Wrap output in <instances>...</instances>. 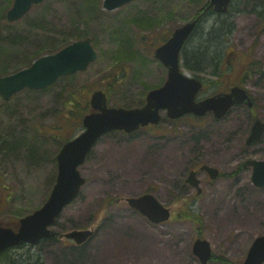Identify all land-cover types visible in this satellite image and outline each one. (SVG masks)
<instances>
[{"label": "rangeland", "instance_id": "1", "mask_svg": "<svg viewBox=\"0 0 264 264\" xmlns=\"http://www.w3.org/2000/svg\"><path fill=\"white\" fill-rule=\"evenodd\" d=\"M87 1L46 2L48 7L43 3L33 8L9 30L0 25V51L6 56L10 43L3 39L20 33L34 20L40 29L48 27L52 32L77 29L99 54L70 86L61 79L39 92L25 90L9 102L0 97V223L15 224L48 200L63 146L54 134L69 138L82 132L67 120V94L75 91L90 99L94 90H106L112 80L121 77L111 105L143 106L149 90L161 87L167 79V70L154 57L159 40L192 21L209 2L138 0L108 12L103 0H91V11L78 6L89 7ZM12 5L13 0H0V9ZM170 11V19L163 17L153 30H142L137 24ZM1 19L2 24L6 14ZM238 24L233 45L246 27ZM241 44L247 52L252 40ZM23 45H16L15 53L33 47L28 42ZM119 53L125 57L122 65L115 63ZM253 55L264 63L259 50ZM7 59V72L16 73L18 59ZM250 90L258 104L255 113L264 121V82ZM249 113L236 108L220 121L208 115L201 120L186 117L177 123L163 113L161 124L151 130L105 135L79 168L86 179L80 196L65 208L53 228L62 234L94 230L93 237L82 246L65 238L53 244L44 242L30 251L32 257L19 260L27 264L37 258L45 264H201L193 245L202 238L211 244L213 255L226 260L209 264H243L254 240L264 235V188L253 185L252 169L243 166L250 159L264 160V139L257 146H245L252 126ZM203 164L219 168L223 177L211 181L199 172ZM191 170L199 172L200 195L185 183ZM151 190L172 209L171 220L164 224L150 223L126 202ZM187 210L195 217L187 219Z\"/></svg>", "mask_w": 264, "mask_h": 264}, {"label": "water", "instance_id": "2", "mask_svg": "<svg viewBox=\"0 0 264 264\" xmlns=\"http://www.w3.org/2000/svg\"><path fill=\"white\" fill-rule=\"evenodd\" d=\"M45 0H15L8 13L10 22L21 19L34 4ZM135 0H104V8L114 11ZM232 0H210L208 8L216 13H226ZM200 18L177 28L172 37L155 51V58L168 69V79L163 87L152 90L147 96V103L138 109L109 107L104 91H95L91 96L93 112L83 119L84 131L62 147L57 156L58 177L56 185L46 204L33 214L20 220L18 231L0 225V253L21 243H36L44 238L57 235L50 228L55 224L63 210L80 194L86 179L81 175L79 167L83 165L100 138L109 132L125 131L132 133L150 124H159L160 112L166 110L171 119H178L186 114L204 116L214 111L217 118L225 116L235 104L253 103L245 90L235 88L231 94H222L196 103L195 99L202 88L200 81L190 78L181 72L180 54L183 47L195 30ZM97 51L89 40L78 41L35 61L30 68L16 74L0 78V96L9 100L14 94L28 88L44 89L59 78L73 76L77 72L86 71L96 61ZM264 134V124L258 120L253 126L247 145L257 144ZM245 166L252 167V182L255 186L264 187V161L249 160ZM212 179L219 176L215 168L203 166ZM193 187H199L196 173L192 172L187 180ZM201 189L198 190L201 193ZM131 207L141 212L153 223H163L170 219V210L164 207L153 195L129 198ZM94 232L92 230H74L65 237L74 240L78 245L86 242ZM194 254L202 264H208L212 257L211 245L206 240L198 239L193 248ZM243 264H264V236L253 242Z\"/></svg>", "mask_w": 264, "mask_h": 264}, {"label": "trees", "instance_id": "3", "mask_svg": "<svg viewBox=\"0 0 264 264\" xmlns=\"http://www.w3.org/2000/svg\"><path fill=\"white\" fill-rule=\"evenodd\" d=\"M87 2H90L89 7H87L85 4L82 5V3L78 4V6L79 7L85 6L88 10L91 11V0ZM208 4L209 3H207L206 5H202V8L195 16V18H197L198 16L203 15V17L200 19V22L197 25L195 32L187 42L183 52V61H184L183 66L186 70L190 72H195L196 69H201V68L211 69L218 67L219 56H220V52L223 49V44L227 46L231 42L230 30L232 29L233 26L229 25V23L224 22L223 20H218L217 18H215L213 21L211 17L212 15H214V13L211 9H207ZM44 5L45 7H48L49 4L46 3ZM75 9L78 14L79 12L78 9L77 8ZM6 11H7V7H5L4 9H0V25L5 26V29L9 30L12 26L8 24L7 21H3V23L1 24V20H2L1 18L3 15L6 14ZM171 12L172 11L164 13L155 19L143 18L141 20H138L137 24L142 30H147V31L153 30L160 25L163 17L169 20L170 15L172 14ZM211 20L213 23H211ZM38 26L41 25L37 20L31 21L29 23V26L27 28L22 29L20 33H11L7 38L3 39V42L10 43L9 46L10 52L9 55L6 56L4 55V53L0 51V58H1L0 77L11 74L7 72V67H8L7 58H9V61H12L13 58L18 59V64L15 68V72H18L24 68L29 67L34 60H36L37 58L43 55L56 53L74 41L88 39L83 34L78 33L77 29L75 28H72V30H69V32L67 31L52 32L51 30L47 29L48 27H45L44 29H40ZM49 31H51L50 35H48ZM170 37H171L170 34L162 36L161 39L159 40L160 43L158 46L166 42ZM26 42L31 43L33 45L31 50H27L25 48L23 51L15 53L14 49L16 45H23ZM34 47L36 48L33 49ZM124 58L125 57H123V55L121 56V53H119L115 63L122 65L121 61ZM222 73L228 75L226 71L225 73L224 72ZM222 73L220 72L219 75H221ZM75 77L76 76L69 78H62V80L65 81L66 86H70L72 82L75 80ZM228 78L230 79V76ZM117 79L119 82L122 81L121 77L120 78L117 77ZM117 79L112 80V82L109 83V88H105L106 89L105 92L108 95L110 103L112 101L111 99L112 93L118 89ZM65 105H66V110H68V114H69V116H67V120H70L73 123L74 129L76 131L80 130L82 128L81 121L83 117L91 109L89 106L88 97H83L81 93L78 96V94L75 91H70L67 94V100ZM126 107L129 108L138 107V105L137 106L126 105ZM69 124L71 125V123ZM61 129H63V127H61ZM49 134L51 135V133ZM74 137H75L74 134L69 138L63 137V135H60L58 133L54 134V139L57 140L58 142L60 141L62 145L65 142L73 139ZM187 209H191V208L187 207ZM185 214L187 219H192L193 217H195L194 216L195 213H193L192 211L187 210ZM27 257H32V256L30 255ZM213 260L214 261L220 260L222 262H226V260H223L221 259V257L218 256H215Z\"/></svg>", "mask_w": 264, "mask_h": 264}, {"label": "flooded vegetation", "instance_id": "4", "mask_svg": "<svg viewBox=\"0 0 264 264\" xmlns=\"http://www.w3.org/2000/svg\"><path fill=\"white\" fill-rule=\"evenodd\" d=\"M211 18L213 21L217 18L218 20H223L224 22L229 23V25H232L234 27L232 36H234L236 25H239L238 23H244L243 25L246 27H244L241 35L235 39L238 44L233 45L232 41L227 46L223 44V49L219 56L218 67L211 69H196L194 75L202 81V91L206 92L208 97H212L217 94H230L234 88H242L247 91L248 95L254 101L253 109H248L246 105H238L235 109H245L250 112L248 118L252 123L248 135L250 137L255 122L257 120L262 121V119L255 113L258 104L253 98V92L250 88L254 86L261 87L264 82L263 60L257 59V57L253 55L254 52H257L258 50L264 55V0H233L227 14H214ZM246 39L252 40V46L249 50H247V52H244L242 47L243 44L241 43L246 41ZM225 71L228 75L222 73H225ZM220 72L222 73L221 75H219ZM229 76L230 79L228 78ZM255 80L257 82H255ZM211 116L215 118L213 114H211ZM263 139L264 135L260 143H262ZM206 176L208 177L207 174ZM55 241L56 239H51L46 242L48 244H53ZM43 242L44 241L39 244L41 245ZM24 246L25 245H20L14 251L9 250L6 252V255H10L11 252H13L11 256L20 255Z\"/></svg>", "mask_w": 264, "mask_h": 264}, {"label": "bare ground", "instance_id": "5", "mask_svg": "<svg viewBox=\"0 0 264 264\" xmlns=\"http://www.w3.org/2000/svg\"><path fill=\"white\" fill-rule=\"evenodd\" d=\"M233 31H234V27H232V29L230 30V38L231 39L233 37L232 36L233 35ZM40 242H42V239L39 240L36 243H22V245H25V246L22 248L21 254L20 255L19 254L18 255H12V256L10 254L8 257H3L2 258V260H3L2 263L3 264H27L26 262L20 261L19 257L25 258V257L31 255L30 251L33 250L35 247H39L40 246V244H39ZM15 249H17V248H14V249H11V250L14 251ZM28 264H29V262H28ZM32 264H45V263H43V261L41 259H34V262Z\"/></svg>", "mask_w": 264, "mask_h": 264}]
</instances>
